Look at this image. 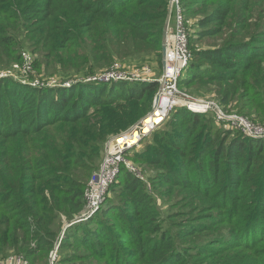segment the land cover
<instances>
[{
  "label": "trees",
  "instance_id": "16d2710c",
  "mask_svg": "<svg viewBox=\"0 0 264 264\" xmlns=\"http://www.w3.org/2000/svg\"><path fill=\"white\" fill-rule=\"evenodd\" d=\"M169 3L0 0V70L22 66L28 48L43 78L35 85L0 78V261L13 254L34 264L60 238L59 249L72 250L57 264H264V139L219 132L212 110L172 108L163 123L181 126L179 134L158 130L153 139L164 147L141 159L158 168V184L187 199L180 215H192V224L164 227L154 199L121 166L104 195L120 188V202L61 233L87 210L84 190L107 140L150 111L159 87L85 79L116 59L152 52L161 66ZM179 6L184 16L198 15L195 40L218 42L191 51L178 87L212 94L223 111L264 125V0ZM55 77L61 81L49 84Z\"/></svg>",
  "mask_w": 264,
  "mask_h": 264
},
{
  "label": "built area",
  "instance_id": "2783aa9c",
  "mask_svg": "<svg viewBox=\"0 0 264 264\" xmlns=\"http://www.w3.org/2000/svg\"><path fill=\"white\" fill-rule=\"evenodd\" d=\"M170 3L175 4L176 11L174 24L170 36L168 35L167 38L165 67L159 76H154L150 67L146 65L130 69H123L116 65L103 72L89 75L85 79L88 82L97 83L155 81L161 86V91L155 110L153 112L150 110L146 119L136 122L124 132L113 135L107 140L103 160L98 169L91 175L84 190L87 210L81 215L82 220L87 219L98 210L107 188L115 180L121 166L134 172V166L129 163L124 153L138 145L149 132L160 127L172 108L185 107L194 113L214 111L211 108V103L214 102L194 98L180 91L178 87V82L189 65L192 53L189 48V35L185 26L184 14L179 6V0H170ZM22 59L23 69L30 70L31 58L26 52H22ZM218 109L219 111H214L218 119H231L232 125L241 129L245 135L264 139L263 124H256L241 115L226 116L219 107ZM155 117H161L162 119L157 123L154 121ZM0 264L5 263L0 262ZM6 264H27V262L21 256H11L10 263Z\"/></svg>",
  "mask_w": 264,
  "mask_h": 264
},
{
  "label": "rangeland",
  "instance_id": "374dc122",
  "mask_svg": "<svg viewBox=\"0 0 264 264\" xmlns=\"http://www.w3.org/2000/svg\"><path fill=\"white\" fill-rule=\"evenodd\" d=\"M175 11H176L175 4L169 3L168 8H167L166 17H165V22L167 21V37H168V35L170 36L171 29H172L173 24H174ZM197 16L198 15H189L188 13H186V15L184 16L185 26H186L187 30L189 31V33L191 34V36H190L191 37L190 50L193 53H194L195 49L211 48L214 44H216L218 42L217 37H207V38H203L201 40H197V39L195 40V38L193 37V33L195 32V29H196L195 20H196ZM165 22H164V24H165ZM163 27H164V25H163ZM22 52H26L29 55V57L31 58V64H32L33 58L35 57L34 53L31 52L30 49H28V48H23ZM116 65L120 66L123 69L140 68L141 66L146 65V66L150 67L151 72H153L154 76H159L160 73L162 72V67L160 66V63L158 61V57L155 55L154 52H152L150 54L143 56L138 61L137 60L120 61V60L116 59L109 66L98 70L94 74L108 70L111 67L116 66ZM4 76H8V77L13 78L15 80H19L21 83H24L27 81V82L32 83L33 85L38 84L39 79H43L41 76H38L35 73V71H32V68L30 70H24L23 66H18L14 63L11 64L6 69L0 70V78L4 77ZM77 76L79 77V78H77V80L83 81V79L85 78V76H82V75H77ZM59 78L60 77H58V78L55 77L54 79L50 78L48 80V82H49V84H53L55 82H60L61 78L60 79ZM179 89H180V91H183L186 94L193 96L194 98H199V99H204V100L214 102L220 108L221 112H223L226 116H233V115L239 116V114H236V113L231 112V111H229V112L223 111L221 109V107L215 102L212 94H208V95H203L201 93L193 94V93H190L189 91H187L185 89H184L185 91L181 88H179ZM200 91L205 92L204 90H200ZM147 114L144 116H147ZM241 116H244V115H241ZM143 117H141L138 121L142 120ZM207 117L208 116H206L205 118H207ZM145 118H147V117H145ZM161 119H162L161 117H155L154 121L158 123L161 121ZM216 120L218 121L217 124H218L219 132H222V131L224 132V129H232L233 133H236V131L234 130L236 128L239 130L240 133H242L241 129L232 125L233 123H232L231 119L224 118V119L218 120L216 118ZM254 123L261 124V123H257V122H254ZM160 127H162V128H160ZM160 127H159L160 129L156 128L155 130L149 132V134L145 138H143L138 145H136L135 147H133L129 151L125 152L124 155H125L126 159L129 161V163H131L135 168L134 172L130 171L131 174L139 178L142 187L146 190V192L156 202V207H157L158 211L160 212L159 213V222L166 228L167 227H175L177 225L174 229V231H175V230H177L178 225L180 227L184 228L185 226H187V224H192V219H191L192 215H180V214H185L187 209H186L184 204H185V202H188V201H187V199H185L183 194L179 192V190L177 188H173V189L169 190L164 183L158 184V181H156V179H153V177H152L153 175H155L158 172V168L148 164L147 162L141 161V159H144L145 156H149V157L154 156V152L158 146H159V148L164 147V144H160L159 141H155L153 139L154 135L159 136V134L155 133V132H157L158 130H161V129H168L176 135V134H179L178 132H179L181 126L175 127L174 125L170 124V126H169V125H164V123H163V125ZM230 127H232V128H230ZM124 131L125 130H123L121 132H124ZM214 133H215V131L213 130L211 133V136ZM168 138H170V137H168ZM166 149L170 150L171 148L166 147ZM104 151H105V149H104ZM168 152L170 154L173 153V151H168ZM103 155H104V152H103ZM103 155H102V158L104 157ZM102 160L103 159H101V162H102ZM117 187L118 186L116 185L114 188H117ZM105 198H103L104 199V200H102L103 202L100 203L102 208L105 206H110V204H113V202H120V198H121L120 188H117L115 191H111L110 193L106 194ZM169 215L172 217H169ZM176 215H178V216L174 217ZM63 229H64V226H63L62 230ZM62 230H61V233H62ZM55 250H56V252L54 253ZM71 250L72 249H70V248L59 249V245L57 246V248H55V246H54V248L49 250L47 253L41 252L39 254L40 256L35 259L34 264H57V260L59 259V255H62V256L63 255H69ZM75 250H76V252H79V253L86 251L85 248L77 247V246H76ZM11 256H13V254ZM11 256H8L6 259H2L0 262H4L5 264L10 263ZM52 257H53V259H52ZM26 262L28 264V261H26ZM68 264H70V263H68Z\"/></svg>",
  "mask_w": 264,
  "mask_h": 264
},
{
  "label": "water",
  "instance_id": "95a60500",
  "mask_svg": "<svg viewBox=\"0 0 264 264\" xmlns=\"http://www.w3.org/2000/svg\"><path fill=\"white\" fill-rule=\"evenodd\" d=\"M167 21L165 22L164 24V27H163V30H162V37H161V66H162V70L164 69L165 67V58H166V50H167ZM161 91V86L159 85V88H158V91L156 92L155 94V97H154V100H153V103H152V108H151V112H153L157 106V103H158V99H159V92ZM211 108L214 110V111H219L218 107L216 104L214 103H211ZM147 117V116H144L142 118V120ZM83 219L82 216H78L76 217L75 219L71 220L70 222H68L67 224L64 225V229L70 225V224H73V223H76V222H79ZM63 229V230H64ZM62 230V232H63ZM60 239V238H59ZM59 239L56 241L55 243V248H57V246L59 245ZM56 252V250L54 251V253ZM53 253V254H54ZM53 259V257H52Z\"/></svg>",
  "mask_w": 264,
  "mask_h": 264
}]
</instances>
